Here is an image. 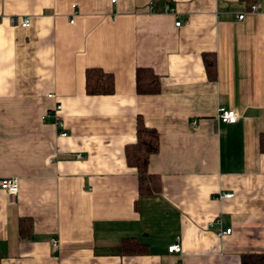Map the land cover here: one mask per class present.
Returning a JSON list of instances; mask_svg holds the SVG:
<instances>
[{
  "label": "crops",
  "instance_id": "1",
  "mask_svg": "<svg viewBox=\"0 0 264 264\" xmlns=\"http://www.w3.org/2000/svg\"><path fill=\"white\" fill-rule=\"evenodd\" d=\"M87 68L112 75L111 95L85 94ZM137 68L158 76L157 94L135 93ZM219 108L236 122H218ZM138 117L158 134L147 171L161 184L140 198L124 159ZM260 133L264 0H0V179L18 180L13 198L0 190V264H240L264 253ZM122 239L146 252L119 254ZM176 242L180 253H167Z\"/></svg>",
  "mask_w": 264,
  "mask_h": 264
},
{
  "label": "trees",
  "instance_id": "2",
  "mask_svg": "<svg viewBox=\"0 0 264 264\" xmlns=\"http://www.w3.org/2000/svg\"><path fill=\"white\" fill-rule=\"evenodd\" d=\"M246 4L254 0H240ZM205 73L209 80L215 78L214 57L209 54L201 56ZM135 93L137 95H155L159 92V78L147 68H137L134 73ZM113 77L99 68H87L84 71V91L87 96H109L113 93ZM257 149L264 155V133L257 137ZM158 150V134L145 127L138 117L135 126V141L124 148V159L127 167L134 169L137 181V198L155 196L160 193V179L147 171L149 159ZM137 200L134 202L136 208ZM20 240H28L31 236V220L21 218L17 223ZM145 248L134 239H122L118 246L121 255H141ZM240 264H264V253L247 254L240 257Z\"/></svg>",
  "mask_w": 264,
  "mask_h": 264
},
{
  "label": "built area",
  "instance_id": "3",
  "mask_svg": "<svg viewBox=\"0 0 264 264\" xmlns=\"http://www.w3.org/2000/svg\"><path fill=\"white\" fill-rule=\"evenodd\" d=\"M111 3L114 2V0H110ZM255 6L251 7V10H254ZM165 11L171 12V8L169 6H166ZM242 16H238V19H241ZM7 22L10 26H18L22 29H26L29 27V19L28 18H14V17H8ZM71 22V21H70ZM180 22H175L174 25L178 27ZM48 98H53V95H48ZM60 109L59 105H56L54 108V112H57ZM216 120L223 124H234L237 120V115L235 112L231 110H224L222 108H219L216 112L215 116ZM59 125V124H58ZM60 136L64 137L65 134L61 133ZM76 158H79L77 156ZM0 190H2L7 196L13 198L17 194L18 190V180L16 178H2L0 179ZM231 195H218L216 196V199H229ZM230 230L226 229L224 231H218V236H223L229 234ZM49 245L51 248H56L57 241L55 238L49 239ZM167 253L169 254H179L180 253V247L178 243H173L172 245L167 247Z\"/></svg>",
  "mask_w": 264,
  "mask_h": 264
}]
</instances>
